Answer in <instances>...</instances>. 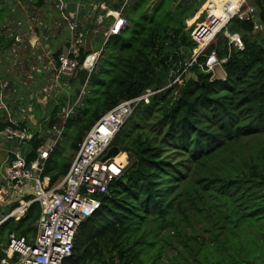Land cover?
I'll use <instances>...</instances> for the list:
<instances>
[{
    "label": "trees",
    "instance_id": "16d2710c",
    "mask_svg": "<svg viewBox=\"0 0 264 264\" xmlns=\"http://www.w3.org/2000/svg\"><path fill=\"white\" fill-rule=\"evenodd\" d=\"M15 2L0 0V23ZM88 2L95 9L85 24L87 33L98 14L107 8L117 11L124 2L128 27L107 39L114 48L103 72L94 74L97 64L89 75L79 70L65 92L53 95L27 160L35 157L44 132L60 122L66 102L80 101L63 132L73 155L63 159L55 147L44 171L52 181L66 173L78 145L102 114L147 90L154 94L134 108L114 136L111 144L118 155L128 156L127 172L122 181L110 184L99 208L80 223L72 254L63 264H264V0H252L257 13L253 20L234 17L224 29L238 34L243 48L221 30L191 68L196 78L181 84L173 80L195 47L190 32L201 22L209 0ZM257 21L263 25L260 32L254 31ZM12 40L0 35V55ZM85 52L80 49V59ZM212 52L225 60L220 65L223 79L201 69ZM2 77L8 80L5 93L16 92L17 83L8 74ZM23 98L6 99L14 118L25 107ZM1 112L0 129L7 124ZM39 214V205L31 204L23 218L0 225V236L13 232L18 238L32 237ZM168 249L176 254L167 256ZM163 253L166 262L160 261Z\"/></svg>",
    "mask_w": 264,
    "mask_h": 264
},
{
    "label": "built area",
    "instance_id": "2783aa9c",
    "mask_svg": "<svg viewBox=\"0 0 264 264\" xmlns=\"http://www.w3.org/2000/svg\"><path fill=\"white\" fill-rule=\"evenodd\" d=\"M62 1L64 0L54 1V7L58 10L61 19L52 23L54 30L51 39L56 38L57 30L61 26L66 27L68 37L63 40V46L59 48L60 52L56 54L57 50L54 53L56 56L53 54L51 57L48 49L51 39H48L47 23L37 15L26 14V26L23 25V20L17 21L16 26L20 31L12 28L10 33H6L7 37L13 38L9 48L13 56L18 54V50L21 46H25V43L28 47L37 48L43 54L44 57L33 56L32 60L36 59V61L32 62L33 65L29 67V71L31 74L50 75L49 82L47 80L43 91L30 87L34 93H37L31 92V96L40 94L44 100L49 96L48 92L51 93L62 87L68 89L69 79L74 78L79 70H84L89 75L94 70L107 39L128 27V23L122 16L125 2L117 11L107 8L104 14H98L90 32L87 33L84 27L95 5L91 4L93 7L86 14L87 19L83 23L77 17L69 19L68 15L64 16L65 6H62ZM209 2L203 19L190 32V37L196 43L195 47L184 58L183 69L174 78L173 83L181 84L185 80L196 78L191 68L197 64L198 57L221 30L234 46L238 49L243 48L239 35H229L224 29L234 17L241 21L253 20L256 13L255 7L248 4L247 0H222V12L216 15L213 1L209 0ZM74 3L78 5L83 1L76 0ZM109 18H111L110 23L105 24ZM255 23L254 29L257 27V22ZM216 25L218 27L214 28ZM103 26L105 29L100 31L99 28ZM38 27H40L39 30ZM90 33L95 36L98 33L102 35L98 47H96L97 41H88L87 37ZM44 42L47 43L44 44ZM81 48L86 51L82 59H80ZM41 58H45V63L40 62ZM224 61V59L218 60L212 52L206 57L204 66L200 67L204 68L203 71L209 72ZM34 64L37 67H33ZM7 84L6 81H0V111L5 113L7 122L0 129V138L15 139L17 142L9 150L10 157L6 160L0 176V225L10 218L15 221L23 218L33 203L39 205L40 214L34 223L36 232L32 237L18 238L13 232L8 233L6 245L1 247L0 264H63L72 254L74 238L80 223L99 208L101 196L108 192L110 184L117 180L128 164L126 153L125 159L119 162L116 161V156L105 160H102V157L112 145V140L119 128L133 113L134 108L141 102L148 103L149 96L154 94V91L147 90L138 97L122 100L102 114L78 145L66 173L52 181L49 175L44 174L46 161L63 138L64 125L69 114L65 108L73 107L77 100L70 106L66 102V106L58 114L60 122L44 132L45 140L36 148L35 157L27 160V155L32 150L30 141L39 120L35 121L34 114L29 116L22 113L19 118L12 116L6 103V99L9 98L5 93ZM67 89H62L60 92H65ZM10 91L14 92V90ZM31 117L34 121L33 127L28 126ZM22 145H28V148L22 151ZM2 208L6 209L2 211Z\"/></svg>",
    "mask_w": 264,
    "mask_h": 264
},
{
    "label": "rangeland",
    "instance_id": "374dc122",
    "mask_svg": "<svg viewBox=\"0 0 264 264\" xmlns=\"http://www.w3.org/2000/svg\"><path fill=\"white\" fill-rule=\"evenodd\" d=\"M28 1L30 0H16L15 4L13 5V7L11 8V10H9L6 13V17L1 21L0 23V35H6V33H10V31H12V28H14L16 31H20L17 26H16V22L17 21H22L23 25L26 26V19L25 16L26 14L32 13L34 15H37V17H41L43 18L48 26V39H51V35L53 34V30L54 27L52 25V23L55 20H59L61 19V16L58 12L57 9H55L54 7V1L56 0H45L42 8H40L39 10L34 9L31 4H28ZM35 1V0H33ZM213 1V0H212ZM216 3H219V0H216ZM1 2H8V0H1ZM248 4H252V0H247ZM147 10V9H146ZM65 14L64 16L68 15L65 10L63 11ZM127 12H130V10H128ZM123 16V14H122ZM71 17H74V15H71ZM124 17V16H123ZM204 17V16H203ZM200 18L201 19H203ZM255 17H257V13H255ZM81 20V22H85V20L87 19V15L82 16L79 18ZM111 21V18H109L108 20L105 21V24H109ZM34 24V23H33ZM62 27V28H61ZM58 30H57V34H56V38L55 39H51L50 44H49V51H50V56L52 57L54 53L57 52V50H59L60 46L64 43L63 40L65 38V35L68 34L66 27L61 26ZM25 28V27H24ZM40 29V27H38V30ZM100 31H102L103 29H105V27H100L99 28ZM263 29V25L257 21V27L254 30L255 32H260ZM88 41H99V45H100V40L101 38H98L97 36H95L93 33H90L89 36L87 37ZM56 40H60V42H57ZM56 41V42H55ZM47 42H44V44ZM25 46H21L20 49L18 50V54L16 56H13L12 53H10V50H6L3 53H1L0 55V81H8V80H3L2 75L4 74H8V76H10L12 78L13 81H15L17 83V90L16 92H11L10 90L8 91V93L6 94V96H9V99H11L12 101H15L17 96H23V102L25 104V107L20 108V115H22V113H26L29 116H34L36 117L35 121H38L40 119H42L43 117H46V114L50 111V109L52 108V101L54 96L56 95L55 98L60 95V91L62 89H67L62 87L59 90H55L53 92H48L49 96L46 97V99L44 100L42 95L39 94V96H31V93L28 91L30 89V87H35L38 89H42V91L46 88V82L47 80L50 78L49 76H46V74H42L41 76H39V78H37V74L33 73L31 74L29 71V67L32 66V62L36 61L32 60L33 56L36 55H40L43 56V54L41 53V51H39L37 48H33V47H28L26 45V43L24 44ZM93 45V44H92ZM90 48V47H88ZM114 48V42H112L111 40L107 42L106 46H104V54L102 56L99 57L98 61H97V66H96V72L98 71L103 72V68H104V62L106 60H108L111 57V51ZM46 51V50H45ZM44 57V56H43ZM206 60V59H205ZM41 63H45V58H41L40 59ZM106 63V62H105ZM33 67H37L34 66ZM98 67V68H97ZM100 69V70H99ZM98 70V71H97ZM212 78L213 79H223L224 78V72L222 70V68L220 66H215L212 69ZM53 78V77H52ZM49 82V80H48ZM57 88V87H56ZM49 91V90H47ZM72 92V91H71ZM13 93V95L11 96V94ZM33 94H37L34 93V91L32 92ZM84 93V89L81 88V92L80 94ZM86 93V92H85ZM71 95V93H70ZM79 100L77 101V103L72 107L70 106V104H68V108H65V111H68V113H72L73 112V108L79 104ZM12 114V113H11ZM20 115H17L18 118ZM13 116V115H12ZM15 116V117H17ZM60 116V115H59ZM0 117L2 116V113H0ZM28 117V116H27ZM34 121L32 120V117L30 118V123L28 124V126L33 127ZM66 141L67 138H61L60 142L58 143V150L57 153H59V155H61V157L63 156V159H68V157L73 155V152L69 149V147H66ZM16 140L12 139V140H8L4 143V145H6V147H9L11 144L16 145ZM26 148H28V145H22L21 146V150L24 151L26 150ZM118 162L119 161H123L125 159V155H116L115 157ZM129 164V161H128ZM127 164V165H128ZM196 229L198 228V225L195 226ZM0 247H5L6 245V235L0 236ZM167 247V246H166ZM176 254V252L173 249H168V255L171 254ZM164 256H161L160 261L161 262H166ZM145 264H150V263H145Z\"/></svg>",
    "mask_w": 264,
    "mask_h": 264
},
{
    "label": "crops",
    "instance_id": "0c3cea01",
    "mask_svg": "<svg viewBox=\"0 0 264 264\" xmlns=\"http://www.w3.org/2000/svg\"><path fill=\"white\" fill-rule=\"evenodd\" d=\"M82 1L83 3L78 4V5L69 0H64L61 2L62 6H65L64 10L68 14L69 19L72 18L71 15H74V17H77V18L85 16L92 9L93 6L88 2V0H82ZM67 37L68 35H65V38ZM56 41L60 42V40H56ZM62 46L63 45H61L60 47ZM0 113L2 112L0 111ZM8 140L9 139L0 138V176L2 174V168L4 164L6 163V160L10 157L9 150L13 148V144H11L9 147H6V145H4V143ZM5 209L6 208H2V211H4Z\"/></svg>",
    "mask_w": 264,
    "mask_h": 264
},
{
    "label": "water",
    "instance_id": "95a60500",
    "mask_svg": "<svg viewBox=\"0 0 264 264\" xmlns=\"http://www.w3.org/2000/svg\"><path fill=\"white\" fill-rule=\"evenodd\" d=\"M44 1H45V0H35V1H33V2L31 3V6L34 7L35 9H40V8L42 7ZM118 153H119V149H118V147L115 146V145H111V146L108 148L106 154L102 157V160H105V159H107V158H111V157H115ZM133 164H135V163H133ZM133 164H132V165H133ZM132 165H130V166H132ZM130 166H129V167H130ZM125 168H126V167H125ZM127 169H128V167H127L126 169L123 170V173L117 178V181H119V182L122 181L123 174H125V173L127 172Z\"/></svg>",
    "mask_w": 264,
    "mask_h": 264
},
{
    "label": "bare ground",
    "instance_id": "6f19581e",
    "mask_svg": "<svg viewBox=\"0 0 264 264\" xmlns=\"http://www.w3.org/2000/svg\"><path fill=\"white\" fill-rule=\"evenodd\" d=\"M215 2H216V0H213V4H214V7H215V9H216V15H220V13L222 12V9H221V7H222V0H219V3H216L215 4ZM218 27V25H216L214 28H217Z\"/></svg>",
    "mask_w": 264,
    "mask_h": 264
},
{
    "label": "clouds",
    "instance_id": "9594fccd",
    "mask_svg": "<svg viewBox=\"0 0 264 264\" xmlns=\"http://www.w3.org/2000/svg\"><path fill=\"white\" fill-rule=\"evenodd\" d=\"M119 153H120V152H119ZM127 158H128V156H127ZM127 160H128V159H127ZM126 166H127V165H126ZM126 166H125V167H126ZM124 169H125V168H124Z\"/></svg>",
    "mask_w": 264,
    "mask_h": 264
}]
</instances>
